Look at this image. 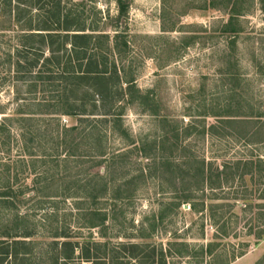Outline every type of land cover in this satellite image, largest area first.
I'll return each mask as SVG.
<instances>
[{"label":"rangeland","instance_id":"obj_1","mask_svg":"<svg viewBox=\"0 0 264 264\" xmlns=\"http://www.w3.org/2000/svg\"><path fill=\"white\" fill-rule=\"evenodd\" d=\"M64 2L104 31L109 40L98 49L108 54V65L114 61L122 79L133 80L149 99L133 95L122 117L124 135L111 125L60 117L59 128L78 132L59 146L49 138L43 160L18 168L20 186L32 190L34 170L40 188L56 180L59 197L36 205L35 193L27 191L21 210L39 209L33 216L38 231L52 234L58 227L86 248L134 243L143 255L161 249L166 264H264V15L258 0H126L121 18L117 0ZM230 22L235 32L224 31ZM2 79L0 104L13 113ZM56 125L46 119L23 124L31 135ZM93 126L103 138L88 132ZM13 134H20L16 124ZM16 159L15 151L0 154V162ZM202 162L210 175L204 184ZM90 209L106 213L104 227L87 229Z\"/></svg>","mask_w":264,"mask_h":264},{"label":"trees","instance_id":"obj_2","mask_svg":"<svg viewBox=\"0 0 264 264\" xmlns=\"http://www.w3.org/2000/svg\"><path fill=\"white\" fill-rule=\"evenodd\" d=\"M258 4L264 15V0H258ZM127 12L126 0H117V17H124ZM233 14L238 12L233 10ZM231 22L224 31L235 32ZM104 40H109L104 31L87 25L82 15L66 8L64 0H0L1 85L16 107L11 113L7 105L0 104V154L12 151L18 154L12 163L0 162L3 169L0 170V264H146L147 260V264H166L161 249L159 254L152 250L151 255H143L142 245L134 243L119 244L118 249H113L96 242L86 248L74 243L58 227L54 233L46 234L37 230L33 217L39 209L21 210L27 203V191L35 193L36 205L41 204L42 198L59 197L54 194L56 180L40 188L37 179L40 175L36 176L34 170L32 190L20 186L23 173L18 168L21 165L33 169L32 159L43 160L46 154L41 149L49 138L59 146L61 142L66 143L69 132H78L76 126L69 130L59 128L60 117L91 127L95 123L111 125L114 134L117 129L124 135L122 117L128 105L134 103L133 95L143 103L149 99L141 95L133 80L122 79L114 61L108 65V54L98 49V43ZM109 54L114 60L115 49ZM39 119L56 123L57 129L48 133L38 127L31 135L29 126L23 124ZM227 121L235 123L231 119ZM14 124L20 131L17 139L13 134ZM93 129L88 132L96 131L95 135L103 138L101 130L97 131L96 126ZM212 129L214 126L208 132ZM27 135L31 138L26 139ZM37 153L42 154L37 156ZM26 155L30 162L25 160ZM200 166L198 174L204 184L210 181V175L207 179L204 162ZM104 175L107 173L99 177L103 179ZM216 177L219 179L220 174ZM107 185V182L102 185L104 190ZM88 198L95 200L92 195ZM97 211L88 210L91 218L87 229L104 227L107 215ZM41 221L45 223L47 219L44 217Z\"/></svg>","mask_w":264,"mask_h":264}]
</instances>
